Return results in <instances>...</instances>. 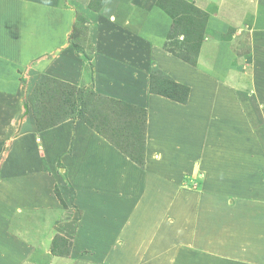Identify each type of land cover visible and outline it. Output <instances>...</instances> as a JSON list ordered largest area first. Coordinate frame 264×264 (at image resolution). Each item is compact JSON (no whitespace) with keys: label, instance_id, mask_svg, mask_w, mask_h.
Masks as SVG:
<instances>
[{"label":"crops","instance_id":"1","mask_svg":"<svg viewBox=\"0 0 264 264\" xmlns=\"http://www.w3.org/2000/svg\"><path fill=\"white\" fill-rule=\"evenodd\" d=\"M91 1L0 0V80H4L7 83L4 85V90L0 88V202L3 201L0 206L4 209L6 208V212L3 210L2 213L4 215L6 213L9 219L13 218L15 209L13 207V200H18L24 202V207H19L20 210L39 209L40 207L48 208L51 206L49 210L55 214V210L62 206V202L55 195L56 188L64 192L65 198L72 199L70 200L74 208L72 209V215L66 220L56 221V219L53 221L51 228H48V232L43 237L41 243H34L33 246H28L27 253H22V255L16 252L13 258L14 260L19 259L17 261L18 264H29L27 260L33 255L47 258L44 261H35L32 264H47L48 258L50 259L52 256L56 258L54 262L61 261L63 256L61 257L59 252H54L50 249V245L52 246L57 236H63L65 239L81 243L82 241L78 242L79 239L85 240L90 238L94 231L99 232V229L103 226L106 227L105 231L109 232L108 229L111 231L109 223L112 222L106 217V211L103 212V210H106L104 207H108L109 204L111 206L107 210L110 213L118 212L119 217L123 218V220L126 218L125 225L139 224L144 217L151 216L149 214L153 212L155 205H158L157 192L149 177L151 170H142L141 166L133 161L126 152L122 151L118 145L107 139L96 128L82 119H68L40 129L36 119L31 116L30 119L25 120L26 124L22 126L24 131L21 128V131H17L13 136V127L16 124L12 121L13 97L9 96L8 90L12 88V78H14L12 72L18 62V60L14 59L15 56H29L31 53H42L46 50L50 52L54 51L57 53V56L50 63L48 62L49 65L46 64L45 60L37 62V65L40 68L47 69V73L60 80L79 83L87 79L88 76H83L85 72L84 60L76 55L74 49L69 47V45H64V43L69 39L68 34L74 26L76 9L73 6H89ZM131 1L107 0V3L102 7V11H99L104 15L101 17L100 26H104V21L108 16L111 22L113 21L112 16H115L116 19H127L126 17H130L133 23L149 16L153 18L152 20L157 19V15L159 14L150 13L144 8L145 5L141 7L137 4H132ZM259 1L261 2L260 4H264V0ZM242 2H246V4ZM251 2L253 0H232L231 4L235 7V11L239 9L244 13L253 12L255 19L251 32L258 33L260 30L263 31L257 34V38L260 41L252 43V56L255 59L258 58L259 62L257 63V68H255L256 73L254 77L258 78L257 83L260 86L259 89L256 88L255 92L261 97L260 101H264V13H262L264 9L262 5L254 9L250 5ZM153 11L160 13L156 8ZM226 12H229L230 15L234 13L229 7L222 9V14H220L222 18ZM113 13L116 15H113ZM160 15L163 16L162 13ZM259 16L262 17L259 18ZM98 18L99 16H97ZM161 22L164 26L162 34H165L170 24V17L168 15L167 18L164 16ZM226 22L234 24L232 21ZM150 23L151 21L147 22L146 28L151 31L152 27L149 25ZM152 26L155 29V24H152ZM103 29L106 30L108 28L104 27ZM102 32L104 34V31ZM130 32L132 33L133 30ZM13 36H16V38H13ZM216 47L217 45L214 46V49ZM118 48L119 46L116 42L103 39L102 33H99L95 50L96 71L94 79L96 81V88H99L102 94H113L109 90L110 87L106 84V80H110L111 78L114 80L119 76L116 64L113 66L111 64V62L116 63L117 61L115 58L118 57L115 54L120 52H115L114 50ZM205 50V45L203 44L199 53L200 56L198 57L200 61H202L201 56ZM111 54L115 58H112ZM27 58L25 56V59ZM200 61H198L197 65L182 62L181 64H172L166 67L176 81L190 86V95L187 103L173 100L165 102L164 100H160L164 97L159 95L149 98L151 99L150 123L148 125V144L145 156H150L148 167H152L154 156H189L188 153L194 156H203L204 159H200L204 163L202 178L203 181L205 180L206 185L203 186L204 190L202 192L204 193L195 194L198 197L193 198L195 200L194 204L199 203L195 208H201L202 210L212 209L209 215H203L205 222L211 225L216 224L215 220L220 219L222 211L228 212L227 217L230 215V218L232 216L233 219L243 216V221H238L239 224L236 231L242 230V234L245 235H243L244 238L241 236V239L243 238L245 241H248L251 238L248 237L249 233L254 230L251 222L253 214H264V201H262L264 199V137L259 139L258 133V138L255 136L257 140H261L260 142L263 145L258 143L255 137L252 138L255 134L252 131L253 127H256L260 121L264 120V105H257L260 117L257 116L258 118H255L253 109L250 108L253 105L248 103L249 99H252L251 94L253 93L252 74L247 76L246 71L237 73L238 69L236 68L234 70L229 67H227L228 69L218 68L219 79L213 78L210 80V76L214 73L212 70L210 71V67L201 66L202 63ZM191 71H198L197 74L199 73L202 79L194 76ZM235 91L246 92L243 94L248 96L247 103L241 104V107L231 104V99H235ZM208 94L211 95V99L207 97ZM226 98L229 104L225 103ZM195 103L196 105L201 103L202 106L199 105L196 110ZM162 106L166 108V112L164 113L166 117L172 109H177L178 114L179 112L180 114L182 113L184 115L183 118L187 116L185 112L190 111L187 117L190 126L186 121L188 129H190L189 133L192 135L190 139H186L183 136L186 131L185 125L181 126L182 132L180 135L183 139L175 142L168 141V137L175 136L174 133L166 132L167 129L165 127H163V132H161L162 126L160 124L154 125V122L151 123V120L157 115L156 111L158 110L155 108L157 107L162 110ZM20 110L18 108L17 111ZM192 110L194 112L191 114ZM207 110L218 114V120L212 122L211 119L207 120L204 115L200 114ZM236 110H239L242 116H236ZM196 113L200 114V116H195ZM168 117L174 120L172 114ZM174 117L176 118V115ZM18 118L20 119V116ZM174 128L176 131L178 130V128L173 126L171 131H174ZM191 129H193V132H191ZM254 132H256L255 129ZM206 156H215L213 158L216 162L213 165L216 166H211L212 168L208 167L206 162L212 158H206ZM16 167L21 169L19 175L15 173L14 169ZM159 173L160 170L153 172L156 178ZM169 173L170 171L168 172V176ZM162 176L160 173V178ZM220 176H222V179ZM240 176L245 178L246 181L237 179ZM16 178L17 180H15ZM165 180L167 182V178ZM109 181H117L120 184H124V187H130L134 184L131 187L134 194H136V191L133 189H139L138 183H140L141 191L139 193L141 192V194L134 195L131 204H123L120 201V197L124 196V191L122 193L120 189L115 190V188H112V191L108 192L110 187ZM13 182H17V187L21 189L19 190V195H16L19 192L18 189H13ZM231 187H233L232 191L234 193L231 192ZM222 191L223 193L221 194ZM181 192L182 190H179L181 196L178 198H188V196H183ZM203 194L205 197H202ZM233 194L238 195L236 198L239 201L230 197ZM167 198H165V202L159 200V205L167 203V205L171 206V212L174 215L180 214V219L177 220L178 223L179 220L184 222L183 210L189 207L190 203L186 202V204H183L185 201H177L178 204H174L171 199ZM105 199L107 202L104 203ZM70 208L71 206H69V210L71 211ZM64 209L66 208L64 207ZM147 209L149 213L146 212L144 215H141ZM34 212L38 214L37 211ZM189 212L186 209L187 215ZM97 214H100V216H97ZM100 219H102V222L98 223ZM210 221L213 222L210 223ZM263 222L264 220L259 222L261 224V233H258V235L261 234L262 236L264 233L262 231ZM6 223L9 226L8 223L10 222ZM141 224L137 230L141 232V235H145L141 230ZM256 231H258L257 228ZM206 232L211 236L212 240H217L221 235L220 232L216 233L215 229ZM232 234L228 236L229 239L231 236L233 240L238 238ZM20 235H22V232H20ZM2 236L6 238L9 234ZM123 237L127 236L124 234L121 237L117 236L118 240ZM93 238L97 239V243H94V248H96V244H101L100 241L98 242L100 239L98 235L93 236ZM175 239L178 240V237L175 236ZM261 240L263 241V238ZM82 243L88 245V247H92L85 241ZM2 247L0 245V264H12L11 260H8L6 256L8 255L6 254V250ZM103 247H100L99 250L101 254L95 255V257L100 256L99 259L94 258L90 263H86L96 264L93 262L100 260L104 255L105 248ZM133 249L136 251L135 248ZM73 254L74 252H71L65 255V258H74ZM132 255L133 251L128 256ZM125 256L127 255L125 254ZM167 258L168 256L162 261L165 262ZM125 259L128 264L127 257ZM21 261L25 262L22 263Z\"/></svg>","mask_w":264,"mask_h":264},{"label":"rangeland","instance_id":"2","mask_svg":"<svg viewBox=\"0 0 264 264\" xmlns=\"http://www.w3.org/2000/svg\"><path fill=\"white\" fill-rule=\"evenodd\" d=\"M93 1V5L73 6L76 9L74 26L68 34L69 39L64 43V45H69V47L74 49L76 55L84 60L85 72L83 76H88L85 79L86 81L73 83L60 80L47 73V69L40 68L37 65V62L41 60H45L46 64L49 65L53 58L57 56V53L54 51L50 52L46 50L42 53H31L29 56H15L14 59L18 60V62L12 72L14 76L12 78V88L8 90L10 93L9 96L13 97L12 121L16 124L13 127V136L17 131H21V128L24 131L22 126L26 124L25 120L27 121L31 116L35 118L33 115L34 108L39 110L40 121L43 127L52 125L57 121L82 119L98 129L103 136L113 141L122 151L130 155L129 157L140 165L142 170H151L149 177L157 192L158 205H155V211L153 208V212L149 214L151 216L144 217L139 224L137 223L138 226L137 224L125 225L126 218L124 220L120 218L118 212L110 213L107 210L111 206L110 204L108 207L105 206L104 209L106 210H103V212L106 211V217L112 222L109 223L111 225V231L109 229V232L105 231L106 227L103 226L99 229V232L94 231L90 238L85 240L81 238L78 240V242L85 241L92 247H88V245L82 242L76 243L73 240L65 239L63 236H57L59 238L56 237L54 239L52 246L50 245V249L54 252H59V255L61 257L63 256V258L61 261L54 262L56 258L52 256L50 259L48 258L47 264H88L92 259L100 258V256L95 257V255L101 254L99 250L103 246L105 248L104 255L100 260H96L93 263L127 264L125 259L127 257L128 264H264V233L263 236L261 234L258 235L259 232L261 233V224L259 222L264 220V214H253L251 222L254 230L248 235L251 238L245 241L243 239V235L245 234H242V230L236 231L239 224L238 221H243V216L233 219L232 216L230 218V215L227 217L228 212L222 211L219 217L220 219L215 220L216 224L211 225L205 222L203 215H209L212 209L202 210L201 208H195L199 203L194 204L195 200L193 198L198 197L195 194L204 193L202 190H204L203 186L206 185L205 180L203 181L202 178L204 163L200 159H204L203 156H194L189 153V156H154L152 159V167H148V159L150 160V156H145L148 144V125L150 123L149 112L151 99L149 98L158 95L150 91L151 72L156 76L155 86L160 89H168V78L166 76L175 78L166 67L172 64H181L182 62L186 63L187 61L181 55H189L194 59V62L193 64L187 63L197 65L198 61H200L198 57L200 56L199 53L203 44L207 52L206 50L203 52L201 56L202 61L200 62L202 63L201 66L210 67V71L212 70L214 73L210 76V80L213 78L219 79L218 68L228 69L227 67H229L232 70L236 68L238 69L237 73L246 71L247 76L252 74L253 93L251 94L252 99H249L250 101L248 103L253 105L250 108L253 109L254 117H260V111L257 110V105L263 106L264 101H260L261 97L255 92L256 88L259 89L260 86L257 83L258 78L254 77L256 73L255 68H257V63L259 62L258 58L255 59L252 56V43H258L260 41L257 38V34L263 31L260 30L258 33L251 32L255 19L253 12L244 13L239 9L235 11V7L231 4L232 0H132V4H137L141 7L145 5L144 8L146 11L159 14L157 15V19L152 20L153 18L149 16L133 23L130 17H126L127 19H116L115 16H112L113 21L111 22L108 16L104 21V26H100L101 17L104 15L99 11H102V7L107 3V0L105 2H101L102 0ZM242 3L246 4V2ZM260 3L259 0H253L250 5L256 9L257 6L262 5ZM262 6L264 9V4ZM227 7L231 8L234 13L230 15L229 12H226L222 18V15H220L222 14V9H226ZM155 8L163 16L153 11ZM166 10L172 13L177 21L183 23L185 29L182 32L185 35L180 32H175L173 38H168L167 34L172 25L173 16L169 15ZM166 14L170 17V24L165 34H162L164 26L161 21L164 16L167 18ZM113 15L116 14L113 13ZM97 16L100 19H97ZM261 17L259 16V18ZM150 21L152 24H155V29H153L154 26L151 23L149 24L152 27L151 31L146 28L147 22ZM226 21H232L235 25L232 23L229 24ZM102 27H107L108 29L104 30ZM131 30L134 33H131ZM102 31H104V34ZM99 33H102L103 39L105 38L109 41L116 42L119 48L114 51L120 52L115 54L118 58H115L112 54L110 55L117 60L116 63L111 62V64L112 66L116 64V70L119 76L114 80L112 78L106 80V84L110 87L109 90L113 92V94L109 95L108 93H100L102 91L95 86V50ZM14 37L16 38V36ZM200 44L199 53H195L196 48ZM216 45L217 47L214 49ZM25 56L28 58L25 59ZM158 69L162 74L157 71ZM191 72L194 76L202 79V76L199 73L197 74L198 71ZM5 83L6 81L0 80V88L3 89ZM169 91H172V89H169ZM243 93L246 92L235 91V99H231V104L240 107L241 104H246L248 96H245ZM159 96L164 97H160V100H164L165 102L172 100L163 95ZM207 97L211 99V95L208 94ZM227 101L226 98L225 103L229 104ZM26 104L28 109L25 108ZM199 105L202 106L201 103L194 104L196 110ZM18 108L21 110L17 111ZM155 109L158 110L156 111L157 115L151 120V123L154 122V125L160 124L162 126L160 129L161 132H163V127H165L167 129L166 132L175 134V136L168 137V141L179 142L183 139L180 135L182 132L181 126L183 125H185L186 130L183 136L186 139L192 137L189 133L190 129L186 125V121L188 125L190 124L187 120L188 112L190 111L185 112L187 116L183 118L184 115L182 113L180 114L179 112L178 114L177 109H172L167 114V117L172 114L174 120H171L164 114L166 112L165 107L162 106L163 111L157 107ZM193 110L191 114L194 112ZM236 112V116H242L239 110H236ZM200 114L204 115L207 120L211 119L212 122L217 121L219 117L218 114L209 110ZM200 114L196 113L195 116L199 117ZM174 115H176V118ZM18 116H20V119ZM173 126L178 128V130L176 131L174 128V131H171ZM254 129L256 132H254ZM252 131L255 133L252 138L257 137V133L259 139L264 137V120L260 121L256 127H253ZM191 132H193V129H191ZM256 141L261 144V140L256 139ZM208 157L212 158L206 162L208 167L212 168L216 166L213 165L216 162L213 158L215 156H206V158ZM14 170L18 175L21 172V169L18 167ZM155 170H160V173L163 175L162 178H160V173L157 178L154 176L153 172ZM164 177L167 178V182ZM220 177L222 179V176ZM237 179L246 181L242 176L237 177ZM66 183L65 185L70 188ZM138 184L140 188L133 189L136 191V194H134L131 188L134 184L130 187H124V184H120L117 181H109L110 187L108 186V192H111L112 188H115V190L120 189L121 192L124 191V193L122 192L124 196L122 198L120 197V201L123 204H131L134 195L141 194V192L139 193L141 191V184ZM12 186L14 190H21L17 187V182H13ZM232 186L234 187V185ZM233 187L230 188L232 193H234L232 191ZM179 190H182V195L185 197L188 196V198H178L181 196ZM19 194L20 191L16 193V195ZM55 195L62 202V206L55 210V214L49 210L51 206L48 208L40 207L39 209L20 210L19 207H24V202L13 200V207L15 208L14 216L9 219L6 213L5 215L2 213L3 210L6 212V208L4 209L0 206V245L6 250V254H8L6 256L8 260H11L10 262L12 264H18L17 261L19 259L14 260L13 258L16 252L22 255V253H27L28 246H33L34 243H41L54 220H66L72 215V209H74L72 199L65 198L64 192L59 188L55 189ZM236 196L238 195H230L232 199L239 201ZM202 197H205V195L203 194ZM165 198L171 199L174 204L177 201H185L183 204H186V202L190 203V208H186L188 212L190 211L189 216L186 214V209L183 210V214L186 215H183L184 222L179 220L178 223L177 220L180 219V214L174 215L171 212V206L167 205V203L159 205L160 201H166ZM105 202H107L106 199L104 200ZM1 203L3 201L0 202V205ZM69 206H71V211L69 210ZM178 209L182 211L180 208ZM21 211L23 213H19ZM34 211H37L38 214ZM100 211L102 212V210ZM146 212L149 213L148 209L141 213V215H144ZM56 215L58 216L56 217ZM98 215L100 216V214ZM6 222H10L8 223L9 226L6 225ZM101 222L102 219L98 223ZM140 224L141 230L145 235H141V232L137 230ZM263 225L264 222L262 224V231H264ZM256 228L258 231H256ZM214 229L216 233L220 232L221 234L217 240H212L211 236L206 232ZM20 232H22V235H20ZM4 234H9V236L5 238V236H2ZM123 234L127 237L118 240L117 236L119 235L121 237ZM230 234L236 235L238 238L233 240L231 236L229 239L228 236ZM96 235L99 236L100 240L98 242L100 241L101 244H96V248H94V243H97V239L93 238V236ZM175 236L178 237V240L175 239ZM241 236H243L242 239ZM261 238H263V241ZM132 248H135L136 251L134 249L132 250ZM132 251L133 255L129 257L128 255ZM71 252H74V258H65V255ZM166 256L168 258L163 262L162 260L166 259ZM46 258L33 255L27 261L29 264H32L35 261H44ZM21 262L24 263L25 261Z\"/></svg>","mask_w":264,"mask_h":264},{"label":"trees","instance_id":"3","mask_svg":"<svg viewBox=\"0 0 264 264\" xmlns=\"http://www.w3.org/2000/svg\"><path fill=\"white\" fill-rule=\"evenodd\" d=\"M103 1L105 2L106 0H102L101 2H103ZM93 2L94 1L92 0L90 4L93 5ZM166 12L169 13V15L173 16V14L170 13L168 10H166ZM184 29H185V27H183V23L180 21H177L173 16V22H172V25L170 27V30H169V33L167 34V36L169 39H171L174 37L175 32H178V33L180 32L181 34L185 35V33L182 32V31H184ZM186 29H188V28H186ZM200 47H201V44L198 45L195 53H199ZM181 57L191 64H193V62H194V59L192 57H190L189 55H185V56L181 55ZM157 71L160 74H162V72H160L159 69ZM155 77H156L155 74L153 72H151L150 91L152 93L166 96V97L171 98L172 100L178 101L180 103H187L188 102V98H189L190 90H191L189 85L178 82L175 79H173L171 76H166L168 78L167 79L168 89H160V88H157L155 86ZM169 89H172V91H169ZM34 116L36 118L38 127L40 129L44 128L43 125L41 124V121H40L39 110H37L35 108H34ZM58 123H60V121L54 122L52 125L58 124ZM49 126H51V125H49ZM96 130H98V129H96Z\"/></svg>","mask_w":264,"mask_h":264},{"label":"water","instance_id":"4","mask_svg":"<svg viewBox=\"0 0 264 264\" xmlns=\"http://www.w3.org/2000/svg\"><path fill=\"white\" fill-rule=\"evenodd\" d=\"M25 108H26V109H28V106H27V104L25 105Z\"/></svg>","mask_w":264,"mask_h":264},{"label":"built area","instance_id":"5","mask_svg":"<svg viewBox=\"0 0 264 264\" xmlns=\"http://www.w3.org/2000/svg\"><path fill=\"white\" fill-rule=\"evenodd\" d=\"M40 140V138H38Z\"/></svg>","mask_w":264,"mask_h":264}]
</instances>
